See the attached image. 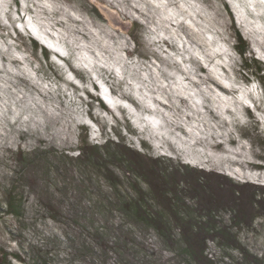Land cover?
<instances>
[{
  "label": "rangeland",
  "instance_id": "obj_1",
  "mask_svg": "<svg viewBox=\"0 0 264 264\" xmlns=\"http://www.w3.org/2000/svg\"><path fill=\"white\" fill-rule=\"evenodd\" d=\"M233 24L264 64V0H0V264H89L80 243L112 263L73 214L101 226L112 198L138 193L163 212L184 203L164 213L170 238L196 244L190 264H264V86L242 80ZM215 144L250 162L209 161ZM122 147L141 155L133 166ZM134 229L145 243L135 264H186L164 237Z\"/></svg>",
  "mask_w": 264,
  "mask_h": 264
},
{
  "label": "trees",
  "instance_id": "obj_2",
  "mask_svg": "<svg viewBox=\"0 0 264 264\" xmlns=\"http://www.w3.org/2000/svg\"><path fill=\"white\" fill-rule=\"evenodd\" d=\"M232 30L234 33L233 38L236 41L234 48L241 59L240 67L243 72L242 80L249 82L250 77H255L257 82L264 86V64L252 55L247 56V53L250 52L248 42L243 39L240 31L234 26V24L232 25ZM27 39L33 49H39L44 57L48 58L47 49L44 46L38 44V42L30 36L27 37ZM96 102H98L99 105H103V102L98 97L96 98ZM126 151L130 153L128 148L122 147L119 150V154L123 156ZM130 154L132 157L128 156L122 159V161L128 163V167L133 166L135 160H138L141 156L132 152ZM259 160L264 162V157H260ZM135 174L138 175V173ZM151 200L153 201V199ZM111 203L114 204L115 207L102 212L104 225L101 226L92 225L94 221L93 216H91L88 221L86 219V213L75 212L73 214L74 221L80 228L89 227L88 231L90 232L91 238L100 242L102 245L109 247V250L115 256L113 262L110 264H135V262L132 261V258L145 250L144 239L141 237L140 231L139 233L136 232V229H134L135 226H138L141 231L145 232L152 230L157 237H164L166 243L171 249L179 250V254L183 255L186 264L192 262V256L195 255V250L193 249L196 244L190 242L183 235V239L179 240L169 237L170 226H168V218L172 217L170 213L165 214L164 212L157 211L152 205L148 204V200L139 193L128 199H125L122 196H119L116 199L112 198L110 204ZM4 204L6 206V213L16 218L20 216L18 208L14 204V200L9 197L4 201ZM47 208L51 211L50 207L47 206ZM114 216H117V221H113ZM46 217L55 219L56 215L48 213ZM126 220H129L133 225H131V227H125L124 223ZM84 222H86V225ZM89 222H91L90 225H88ZM63 237L67 238L66 235H63ZM75 250L78 257L84 258L88 256L89 264H105L104 260H96L91 252L87 251V248L83 243L77 245ZM107 254L108 250H105V255ZM124 256L125 258L127 257V259H125ZM14 257L19 258L18 255H14Z\"/></svg>",
  "mask_w": 264,
  "mask_h": 264
},
{
  "label": "bare ground",
  "instance_id": "obj_3",
  "mask_svg": "<svg viewBox=\"0 0 264 264\" xmlns=\"http://www.w3.org/2000/svg\"><path fill=\"white\" fill-rule=\"evenodd\" d=\"M112 24V23H111ZM114 26V24H112ZM115 27V26H114ZM119 28V27H118ZM120 29H123L122 27H120ZM124 30V29H123ZM49 32V31H48ZM48 35H50V33H48ZM52 36V35H50ZM173 76H171V79L169 80L170 82H175L173 79ZM208 79L214 83L218 88H219V92L220 93H225V90L223 88V84L218 80L216 79L215 77H208ZM226 94V93H225ZM221 95V94H220ZM151 99V97H150ZM152 100V99H151ZM153 101V100H152ZM226 107L222 106V108L224 109H228V106L225 105ZM231 111L232 108H230ZM191 124V123H189ZM188 125V124H187ZM192 126H193V123H192ZM194 131V130H192ZM206 150V154H207V159L209 161H220V160H229L231 163H235V164H238L240 165V167L243 169L245 168V164H246V161L247 162H250L249 160H247L246 158L244 157H247V156H255V153L251 152L250 150L249 151H246L248 152V155L245 153V150L243 148V146H239L238 147V150L240 151V154L244 155V160H245V163L241 162L240 161V156L239 155H235L233 153L235 152H230V148L229 147H226L224 146V144H215V145H211V146H208L205 148Z\"/></svg>",
  "mask_w": 264,
  "mask_h": 264
},
{
  "label": "water",
  "instance_id": "obj_4",
  "mask_svg": "<svg viewBox=\"0 0 264 264\" xmlns=\"http://www.w3.org/2000/svg\"><path fill=\"white\" fill-rule=\"evenodd\" d=\"M101 9H102V10L105 12V14L107 15L109 22L112 23V24H114L115 27H117V26H121L124 30H127V29H128V26H129V25L123 24V21L120 20V19L118 18V16H117L114 12L110 11V10H109L108 8H106V7H103L102 5H101Z\"/></svg>",
  "mask_w": 264,
  "mask_h": 264
},
{
  "label": "flooded vegetation",
  "instance_id": "obj_5",
  "mask_svg": "<svg viewBox=\"0 0 264 264\" xmlns=\"http://www.w3.org/2000/svg\"><path fill=\"white\" fill-rule=\"evenodd\" d=\"M175 199H177V198H173L172 200H175ZM179 199H177V201H175L176 203H171L169 206H168V208L166 209V210H164V212H172V213H182V208H180V205L182 204V205H184V203H180L179 201H178ZM175 204H177L178 205V207L175 205ZM180 204V205H179ZM181 205V206H182ZM185 206V205H184ZM161 207V206H160ZM164 207V206H163ZM183 207V206H182ZM169 210V211H168ZM157 211H159V212H163L162 210H157ZM184 212H186V211H184ZM187 212H189V211H187ZM186 224H189V225H193L195 222L194 221H192V218H189V220L188 221H186L185 222Z\"/></svg>",
  "mask_w": 264,
  "mask_h": 264
},
{
  "label": "clouds",
  "instance_id": "obj_6",
  "mask_svg": "<svg viewBox=\"0 0 264 264\" xmlns=\"http://www.w3.org/2000/svg\"><path fill=\"white\" fill-rule=\"evenodd\" d=\"M107 84V83H106Z\"/></svg>",
  "mask_w": 264,
  "mask_h": 264
}]
</instances>
